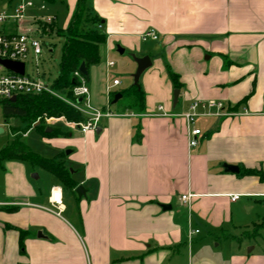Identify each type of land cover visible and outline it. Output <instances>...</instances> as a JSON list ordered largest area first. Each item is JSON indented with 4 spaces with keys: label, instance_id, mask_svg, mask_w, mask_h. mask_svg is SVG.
<instances>
[{
    "label": "crops",
    "instance_id": "obj_1",
    "mask_svg": "<svg viewBox=\"0 0 264 264\" xmlns=\"http://www.w3.org/2000/svg\"><path fill=\"white\" fill-rule=\"evenodd\" d=\"M37 1L39 7L66 8L65 27L78 2ZM88 5L100 20L95 28L106 35L101 60L86 79L93 106L112 110L122 93L121 81L112 86L117 77L109 81L108 74L119 47L152 61L139 80L143 102L136 93V109L112 110L124 115L102 118L95 130L66 124L63 132L53 128L58 121L46 128L54 130L47 136L86 190L81 197L77 187L66 193L59 178L40 166L17 159L2 163L0 264H264V239L244 237L256 214L264 217V180L240 174L248 168L264 172V0ZM149 28L158 40L142 39ZM211 99L223 108L197 118L202 135L190 146L192 126L181 114L194 100ZM228 164L240 171H228ZM57 188L60 214L50 199ZM187 193L191 197L183 202ZM234 194L240 197L233 200ZM190 229L199 230L191 241ZM20 230L26 232L23 248Z\"/></svg>",
    "mask_w": 264,
    "mask_h": 264
},
{
    "label": "trees",
    "instance_id": "obj_2",
    "mask_svg": "<svg viewBox=\"0 0 264 264\" xmlns=\"http://www.w3.org/2000/svg\"><path fill=\"white\" fill-rule=\"evenodd\" d=\"M92 18L89 21L87 18ZM99 18L91 13L88 0H78L76 8L72 13L69 22L65 28H59L55 20L49 22L38 21V25L42 27V32L47 35H64L66 37L63 46V56L61 64V74L58 79L54 80L53 88L60 91H68L71 94L72 87L78 82L74 71L79 69L82 63L86 64L87 70L91 65L98 64L101 60V48L106 42V35L95 28V24L99 23ZM170 78L174 82L175 87H180L178 74L175 73L170 66L167 68ZM88 79L89 74H84ZM134 91L138 94L139 101L142 103L144 99V91L141 84H133ZM132 88L122 91L125 94ZM123 94V95H124ZM142 105V104H141ZM3 113L6 119H19L25 126L22 128L11 127L14 137L7 146L0 148V167L5 160L17 159L37 165L59 178L61 183L70 189H75L78 185L72 177L71 172L61 160V154L54 158H45L34 152L23 140L22 135L32 128L35 123V117L46 113L47 115L65 116L70 121H82L84 119L81 112L71 105L62 101L49 93L19 95L16 100L7 99L2 101ZM34 118V119H33ZM43 135H50L46 131L47 127L42 125L36 126ZM240 174L257 175L264 180V172L257 168H248L241 171ZM264 227V217L261 222H256L252 230H246V234L250 233L251 237L258 235L254 231L259 227ZM261 227V228H262ZM253 233H252V232ZM25 231L20 230V247H24Z\"/></svg>",
    "mask_w": 264,
    "mask_h": 264
},
{
    "label": "built area",
    "instance_id": "obj_3",
    "mask_svg": "<svg viewBox=\"0 0 264 264\" xmlns=\"http://www.w3.org/2000/svg\"><path fill=\"white\" fill-rule=\"evenodd\" d=\"M35 7L34 0H18L15 4L10 1L0 3V24L5 23L3 29L0 30V101L12 99L19 95L49 93L56 96L62 101L74 107L81 112L84 119L82 121H70L65 116L52 117L55 122L63 120L68 126L78 128L83 132L95 130L99 122L104 117H111L118 114L111 109H98L91 102L90 89L86 78L82 72L77 69L74 71V76L78 82L72 87L71 94L66 96L58 93L53 85L48 84L39 73V68H36L37 76L27 73V59L32 55L37 59L43 52L44 42L43 35H39L38 31L34 30L29 22L42 21L43 17L37 15H29V10ZM41 9L45 8V4L41 3ZM45 21H52V18H46ZM38 23V22H37ZM29 25V26H27ZM144 41L158 40L159 34L153 28H149L141 35ZM12 60L24 63V72L20 73L6 67L1 60ZM109 66H113L114 62H109ZM120 84V79L115 78L112 86ZM216 108L220 111L223 108V103L218 100H194L189 109L181 114V116L192 126L190 129V146L198 144V136L202 135V130L195 126L197 118L201 115L210 114L211 110ZM158 110L162 111L163 106H158ZM161 115H170L162 112ZM126 115V114H125ZM134 115V114H131ZM191 197L190 193L183 194L181 200L187 202ZM239 194L232 196L233 200L238 199ZM51 203L57 207L58 214L63 204L62 189L57 188L51 194ZM198 229H190L189 241L192 240L193 234L198 233Z\"/></svg>",
    "mask_w": 264,
    "mask_h": 264
},
{
    "label": "rangeland",
    "instance_id": "obj_4",
    "mask_svg": "<svg viewBox=\"0 0 264 264\" xmlns=\"http://www.w3.org/2000/svg\"><path fill=\"white\" fill-rule=\"evenodd\" d=\"M6 0H0V3H4ZM36 4L35 7L29 10V15H37L43 17L42 21L45 22L46 18H52L57 15L55 22L59 28H64L66 24V20L68 17V12L66 8L56 7L54 5H46L45 9H41L39 7V2L34 0ZM89 21H92V18H87ZM34 30L38 31L39 35L42 36V40L44 42L43 52L36 58L32 55L27 59V73L33 74V76H37L36 68H39V73L43 77L48 84L53 85L54 80L58 79L61 74V64H62V56H63V46L66 40L64 35H47V33L42 32V27L38 25L37 22L29 21ZM49 22L50 21H46ZM5 23L0 24V30L3 29ZM29 26V25H27ZM111 59L115 61V66L109 71V81H111L114 77H117L121 81V85L118 87V91H123L129 88L132 90L129 94H125L123 98H121L118 102L111 104L112 110L119 111H130L131 109H136V104L134 103V96L136 92L133 89L134 77L133 74L137 70L135 56L131 54V52L126 51L125 53L118 52L117 48L113 51ZM168 68V67H167ZM83 74V73H82ZM84 75V74H83ZM141 83V81L139 82ZM58 93L68 96V91H60L57 90ZM113 95V94H112ZM52 117H58L57 115H47L43 113L42 115L35 117V123L32 128L29 129L28 134L25 136V133L22 135L23 140L26 141L28 146L37 154L45 157V158H54L59 153V149H57V145L54 142V139L51 140L49 136L43 135L38 127V125H42L43 127L51 126L55 121L51 119ZM34 119V118H33ZM0 125L4 128V132L0 133V148H3L8 145L10 140L14 137L13 131H11V127L23 128L25 124H23L19 119L10 118L6 119L3 113L2 101H0ZM35 125V127H34ZM53 128L60 129L63 132L68 131V127L66 126L65 121H58ZM67 149H70L67 148ZM64 150V154L66 150ZM75 169L74 167H72ZM76 178V177H75ZM69 191L66 187V193ZM67 202V200H66ZM254 221V220H253ZM262 221V217L258 218L256 214V222ZM259 226L254 233L259 232L260 234L256 235V243H260L264 239V227ZM252 232V231H251ZM253 233V232H252ZM248 238L251 237L250 233L246 234Z\"/></svg>",
    "mask_w": 264,
    "mask_h": 264
},
{
    "label": "water",
    "instance_id": "obj_5",
    "mask_svg": "<svg viewBox=\"0 0 264 264\" xmlns=\"http://www.w3.org/2000/svg\"><path fill=\"white\" fill-rule=\"evenodd\" d=\"M118 51L120 53H123L124 49L119 47ZM135 60L137 62V70L133 74L134 84L139 85V80H140L141 74L144 72V70H146L149 66L152 65V61H151L149 56H143V57H136L135 56ZM1 62L6 67H8V68H10V69H12L14 71H17V72H20V73L24 72V63L23 62H17V61H12V60H7V59L1 60ZM79 70L83 74H87L88 73V70H87V67H86L85 63H82L80 65ZM179 94H180V89L176 88L175 91H174V100H175V102L177 101ZM121 96H122L121 93L116 94L113 102L115 103ZM12 100H16V97H13ZM97 131H100V128H98ZM2 132H4V128L2 126H0V133H2ZM225 167H226V169L228 171H231V172L238 173L240 171L239 167L235 166V165L228 164V165H225ZM76 193L78 194V196L81 197V196H83L86 193V190L84 189V187L82 185H79L76 188Z\"/></svg>",
    "mask_w": 264,
    "mask_h": 264
}]
</instances>
